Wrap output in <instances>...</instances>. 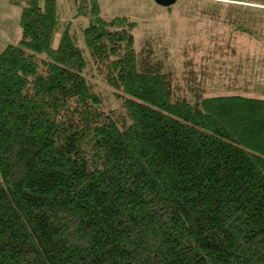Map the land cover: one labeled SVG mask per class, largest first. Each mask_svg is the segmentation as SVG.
Instances as JSON below:
<instances>
[{"label": "trees", "instance_id": "1", "mask_svg": "<svg viewBox=\"0 0 264 264\" xmlns=\"http://www.w3.org/2000/svg\"><path fill=\"white\" fill-rule=\"evenodd\" d=\"M5 1L24 6L0 52V264H264L255 88L205 97L97 0L76 1L81 44L57 0Z\"/></svg>", "mask_w": 264, "mask_h": 264}, {"label": "rangeland", "instance_id": "2", "mask_svg": "<svg viewBox=\"0 0 264 264\" xmlns=\"http://www.w3.org/2000/svg\"><path fill=\"white\" fill-rule=\"evenodd\" d=\"M76 1L57 0V9L61 22L72 25L71 30L81 44V29L87 19L77 14ZM97 2L104 19L124 15L134 21L136 47L153 45L155 56L164 60L175 77L191 72L203 80L205 97L234 95L237 91L230 88L245 84L255 88L247 96L264 98L263 7L242 2L235 5L223 0H176L169 8L158 6L154 0ZM221 2L224 5L218 6ZM22 6L23 2L11 4L0 0V52L20 40ZM84 56L90 58L87 49ZM91 72L97 89L104 90L106 103L117 108L119 102L101 78Z\"/></svg>", "mask_w": 264, "mask_h": 264}, {"label": "water", "instance_id": "3", "mask_svg": "<svg viewBox=\"0 0 264 264\" xmlns=\"http://www.w3.org/2000/svg\"><path fill=\"white\" fill-rule=\"evenodd\" d=\"M154 2L160 7L168 8L172 6L176 0H154Z\"/></svg>", "mask_w": 264, "mask_h": 264}, {"label": "flooded vegetation", "instance_id": "4", "mask_svg": "<svg viewBox=\"0 0 264 264\" xmlns=\"http://www.w3.org/2000/svg\"><path fill=\"white\" fill-rule=\"evenodd\" d=\"M171 7V6H170ZM169 8V7H168Z\"/></svg>", "mask_w": 264, "mask_h": 264}]
</instances>
